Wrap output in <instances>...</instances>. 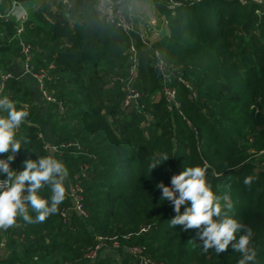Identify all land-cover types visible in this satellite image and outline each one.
I'll return each mask as SVG.
<instances>
[{
    "label": "trees",
    "instance_id": "16d2710c",
    "mask_svg": "<svg viewBox=\"0 0 264 264\" xmlns=\"http://www.w3.org/2000/svg\"><path fill=\"white\" fill-rule=\"evenodd\" d=\"M151 1L165 14L170 33L151 47L139 43L136 86L146 94V109L118 125L108 116L120 113L127 94L118 78L128 77L129 34L99 19L95 0H81L83 27L75 28L64 15L49 18L42 8L25 21L22 38L33 46L32 63L37 69L53 65L47 88L66 107L60 113L50 103L48 122L53 142L67 144L54 155L68 170L65 186L80 165H90L84 181L88 217L72 214L64 222L60 211L71 204L66 193L59 211L45 221L18 220L23 248L1 264H138L125 248L132 245L145 246L164 264H238L240 253L231 244L225 252L205 253L200 229L169 226L176 213L170 201L161 200L156 185L170 187L173 175L204 164L212 190L227 197L222 206L231 204L229 214L253 229V264H264V0H181L175 6ZM0 32L1 55H20L15 22L0 19ZM154 48L182 77L172 78L182 112H169L163 98H151L161 88L151 67ZM4 95L29 112L17 131L22 141L13 161L18 173L26 160L51 153L45 148L40 106L25 79H9ZM162 153L169 159L150 173V163ZM248 176L253 180L246 186ZM40 195L47 199L51 193L45 187ZM29 215L35 217L31 210ZM143 225L150 229L139 233ZM99 234L118 235L122 247L105 250L90 263L85 251ZM111 252H119L122 261Z\"/></svg>",
    "mask_w": 264,
    "mask_h": 264
},
{
    "label": "clouds",
    "instance_id": "9594fccd",
    "mask_svg": "<svg viewBox=\"0 0 264 264\" xmlns=\"http://www.w3.org/2000/svg\"><path fill=\"white\" fill-rule=\"evenodd\" d=\"M28 116L24 107L18 108L8 96H0V156L7 154L6 159H0V176H6L0 179V231L19 227L20 219L29 224L45 221L59 211L66 195L68 170L54 155L26 160L24 169L18 173L10 167L22 147L17 131ZM168 159L166 153L159 154L149 165L150 173ZM207 172V164L188 166L171 177L170 187L163 182L156 185L162 190L161 200L170 201L176 213L169 226H183L185 231L200 229L198 236L205 253L210 249L216 254L225 252L231 244L240 253L238 264H253L257 256L252 246L253 229L229 214L231 204L222 206V199L227 197L222 198L212 190ZM252 180L248 176L243 183L248 186ZM45 187L51 193L47 199L40 195ZM186 204L190 206L181 214V207ZM30 210L35 213L34 218L29 215ZM238 233L242 234L237 237Z\"/></svg>",
    "mask_w": 264,
    "mask_h": 264
},
{
    "label": "built area",
    "instance_id": "2783aa9c",
    "mask_svg": "<svg viewBox=\"0 0 264 264\" xmlns=\"http://www.w3.org/2000/svg\"><path fill=\"white\" fill-rule=\"evenodd\" d=\"M170 5L175 6L181 3V0H168ZM64 4L68 9L72 7L70 0H65ZM17 3H14L16 6ZM154 9L163 16V14L158 8L154 5ZM13 10V9H12ZM11 10V12H12ZM94 10L103 22L113 25L117 28L122 29L124 32L129 34L130 43L128 46V77L127 78H118L124 83L125 90L127 94L123 100L122 107L125 110L131 109L133 112L144 111L146 109V103L143 101V97L146 95L144 92H141L137 88L136 83L139 79V65H140V47L139 43L151 47L152 42L154 41L151 38L150 32H161L162 31V22L160 21L159 15H155L150 18L147 25L142 23L138 25L133 17L134 5L133 4H120L116 0H95ZM10 13L0 14V18L8 20ZM145 14V12H144ZM28 19L27 11L23 10L21 15V21L15 25V37L18 38L21 45V55L23 58V68L21 73V78L30 77L35 79L38 83L42 96L46 101L50 103H55L57 105L58 111L60 113H65L66 107L62 100L58 99L57 96L50 92L47 88V82L54 79L53 75L50 73V69L53 68V65L48 68L41 67L37 69L32 63L33 57V46L26 43L22 34L25 30L24 23ZM167 22V21H166ZM161 24V25H160ZM160 25V27H159ZM159 27V28H158ZM168 27V24L167 26ZM161 36V35H160ZM152 69L157 73L160 78L161 88L159 94L151 95L152 99L163 98L165 100L166 108L169 112L181 111V102L178 99L177 88L172 84V78L176 77L179 80H182L180 75H177L172 67L165 61L162 56V53L159 49L154 48L152 50ZM11 72L5 71L0 68V93L2 94L5 89L6 83L9 79L13 78ZM187 86L192 89V86L189 83H186ZM195 95V93H194ZM148 119H152V115L147 116ZM40 137L44 138L42 132L39 133ZM69 145V144H68ZM78 148L80 145L74 143ZM67 144H55V143H45V148L50 151L52 155L61 153L60 148L65 147ZM18 154H15V157ZM7 157H0V159H6ZM10 167L15 171L14 162L11 163ZM90 165L84 163L80 165L79 171L73 175V178L66 183V193L71 200L70 206L62 207L60 214L66 222L72 214H78L81 217H88V211L85 208V188L84 181L89 176ZM0 179H6V176H0ZM150 229V225H143L139 233L147 232ZM130 236V235H129ZM96 243L91 247L87 248L85 251V257L89 260L90 263H95V261L100 256L101 252L110 249H119L122 247L121 240L118 235H96ZM127 251L132 254L138 261V264H164L161 261H158L150 257L145 246L141 245H132L125 247Z\"/></svg>",
    "mask_w": 264,
    "mask_h": 264
},
{
    "label": "crops",
    "instance_id": "0c3cea01",
    "mask_svg": "<svg viewBox=\"0 0 264 264\" xmlns=\"http://www.w3.org/2000/svg\"><path fill=\"white\" fill-rule=\"evenodd\" d=\"M2 1L4 0H0V14H7V13H10L12 9L13 10L8 20L2 19V18L0 19L5 20V21H10V20L14 21L15 25H17L21 21V15L23 13V10L27 11L28 18L30 17L29 10L25 8L24 6L25 4L24 5L22 4L24 0H10L7 3L6 11L4 12H1ZM64 1L65 0H58V3L61 4V8L64 11V13L62 11V14H64V16H66L68 20L71 21V18H73L77 10V7L74 8L75 0H70L72 4V7L70 9L66 7V5L64 4ZM14 3H17V5L14 6ZM136 4L133 3L134 6ZM53 9H56L55 5H53ZM134 12L135 13L137 12L135 11V8H134ZM167 28L168 27H162L163 31L161 32H158V31L150 32L151 38L153 40H156L162 37L160 35L163 33L164 35L169 34L168 33L169 31ZM0 35H1V32H0ZM1 67L3 70L11 72L14 77L25 79V81L29 85L30 90L34 94V98L36 102L40 106L41 117L43 121H49L50 102L46 101L45 98L42 96L38 83L35 81V79L30 78V77L21 78V73H22V68H23L22 55L21 54L15 55L12 52H5L1 55V50H0V68ZM0 96H1V93H0ZM47 132L50 134V136L52 135V132H51V129L48 123L45 125V135L47 138L46 142L49 144L54 143L53 139L51 137H48ZM18 224H19V227H14L12 229H9L8 231H0V264H1V260L4 259L11 251H14V250L20 251L23 248L22 246V242H23L22 225L20 223Z\"/></svg>",
    "mask_w": 264,
    "mask_h": 264
},
{
    "label": "rangeland",
    "instance_id": "374dc122",
    "mask_svg": "<svg viewBox=\"0 0 264 264\" xmlns=\"http://www.w3.org/2000/svg\"><path fill=\"white\" fill-rule=\"evenodd\" d=\"M9 1L10 0L2 1L1 12L6 11L7 3ZM74 3H75L74 8L77 7V10H76V13L73 16V18H71L70 24L72 26H74L75 28L79 27V26L83 27V26H85V22H84V12L80 6L81 0H75ZM128 3L129 4H133V3L136 4L137 3L134 6L135 11H137V12L135 14H133V17H134V19L138 25H140L141 23L143 25H147L150 18L152 19V17L155 14V15H159V17H160V21L162 22V25L161 24L160 25L162 27L167 26L168 20H167L166 16L159 14L157 12V10L154 9V4L151 0H130ZM22 4L23 5L25 4L24 6H25V8H27L29 10V12H30L29 14H30V17L32 19H35V13H36L37 9H40V8L43 9L44 15L49 17V18H54V17L59 18L58 15H64V14H62L63 10L61 8V4L58 3V0H24V2ZM53 5H55L56 9H53ZM144 12H145V14H144ZM63 13H64V11H63ZM160 25H159V27H160ZM167 29L169 31V32L168 31L167 32L170 33L169 26ZM162 31H163V29H162ZM161 36H164V33L161 34ZM159 91L160 90H158L154 94L158 95ZM132 117H133V111L131 109L125 110L122 107V109H120V113H117L115 115H109L108 119L113 124L115 123V125L116 124L118 125L120 123L131 121ZM151 120L153 121L154 118H152ZM42 121H43V119H42ZM43 122L46 125L49 121H43ZM143 124H144V122H142V125ZM47 135H48V137H51L53 139V135L50 136V134L48 132H47ZM262 153L259 154V157L262 155ZM0 157H7V154H4L3 156H0ZM111 253L114 255L115 259L122 261V256L119 252H111ZM61 259H62V257L60 255H57L55 258V260H60V261H61Z\"/></svg>",
    "mask_w": 264,
    "mask_h": 264
}]
</instances>
